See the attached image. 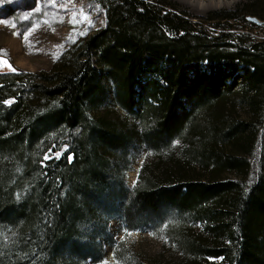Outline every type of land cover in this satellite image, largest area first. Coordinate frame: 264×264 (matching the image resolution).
Returning <instances> with one entry per match:
<instances>
[{"label":"trees","instance_id":"obj_1","mask_svg":"<svg viewBox=\"0 0 264 264\" xmlns=\"http://www.w3.org/2000/svg\"><path fill=\"white\" fill-rule=\"evenodd\" d=\"M88 1L104 28L50 72L0 73V264L96 262L117 217L129 232L169 218L179 264H264V36L221 40L236 21L263 30L264 0L210 30L159 0ZM201 62L234 72L190 76ZM253 151L256 176L226 180Z\"/></svg>","mask_w":264,"mask_h":264},{"label":"rangeland","instance_id":"obj_2","mask_svg":"<svg viewBox=\"0 0 264 264\" xmlns=\"http://www.w3.org/2000/svg\"><path fill=\"white\" fill-rule=\"evenodd\" d=\"M261 0H159L168 11L185 14V19L203 27L207 18L223 11L234 12ZM263 1V0H262ZM163 10L164 8L161 7ZM264 20V14H262ZM235 28L224 32L222 39L232 51L231 36L244 42L263 41V30L247 28L240 22L231 23ZM104 28L103 12L88 0H0V73L22 71L25 73H47L58 59L71 47ZM226 33V34H225ZM235 65L227 62L210 64L201 62L188 67L190 76L196 73H218L221 70L234 72ZM143 149L138 150L131 171L125 175L126 187H132L143 161ZM250 165L246 177L228 175L226 180H242L248 184L257 174L258 152L253 151L246 159ZM167 214H165L166 216ZM154 224H140L129 232L117 217L109 222L105 237L97 241L100 250L92 255L96 262L88 260L82 264H179L182 257L175 250L171 239L170 220L167 217ZM199 231V227L194 228ZM4 236V235H3ZM6 237V235L4 236ZM10 240L5 238V246ZM101 255L99 256L98 253ZM115 252L122 254L115 261Z\"/></svg>","mask_w":264,"mask_h":264},{"label":"water","instance_id":"obj_3","mask_svg":"<svg viewBox=\"0 0 264 264\" xmlns=\"http://www.w3.org/2000/svg\"><path fill=\"white\" fill-rule=\"evenodd\" d=\"M246 22H248L252 25H256V26H262L263 25V23L261 21L257 20L256 18H252V17H247Z\"/></svg>","mask_w":264,"mask_h":264}]
</instances>
